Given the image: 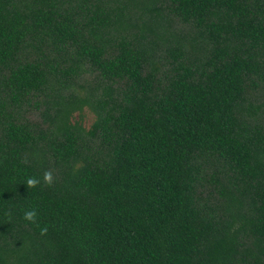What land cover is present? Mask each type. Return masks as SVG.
Wrapping results in <instances>:
<instances>
[{"label":"trees","instance_id":"1","mask_svg":"<svg viewBox=\"0 0 264 264\" xmlns=\"http://www.w3.org/2000/svg\"><path fill=\"white\" fill-rule=\"evenodd\" d=\"M0 264H264V0H0Z\"/></svg>","mask_w":264,"mask_h":264},{"label":"clouds","instance_id":"2","mask_svg":"<svg viewBox=\"0 0 264 264\" xmlns=\"http://www.w3.org/2000/svg\"><path fill=\"white\" fill-rule=\"evenodd\" d=\"M43 182L46 186H51L54 183V175L52 170H45L43 173ZM41 181L36 177H28L26 180V186L28 189L37 187ZM23 219L29 223L37 224L38 225V219H37V210L36 209H28L24 212ZM48 228L47 226L43 227L40 230L41 235H47Z\"/></svg>","mask_w":264,"mask_h":264},{"label":"rangeland","instance_id":"3","mask_svg":"<svg viewBox=\"0 0 264 264\" xmlns=\"http://www.w3.org/2000/svg\"><path fill=\"white\" fill-rule=\"evenodd\" d=\"M75 117L76 121H80L82 126L89 128L92 122V115H90L88 112H84L83 117L81 118L78 113H73L71 121Z\"/></svg>","mask_w":264,"mask_h":264}]
</instances>
